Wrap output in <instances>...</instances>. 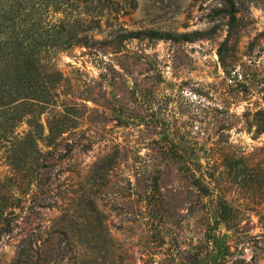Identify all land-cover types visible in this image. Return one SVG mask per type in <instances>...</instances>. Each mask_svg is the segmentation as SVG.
Wrapping results in <instances>:
<instances>
[{
	"label": "rangeland",
	"instance_id": "374dc122",
	"mask_svg": "<svg viewBox=\"0 0 264 264\" xmlns=\"http://www.w3.org/2000/svg\"><path fill=\"white\" fill-rule=\"evenodd\" d=\"M233 1L232 30L228 0L73 6L94 38L55 60L65 77L57 109L76 126L54 145L40 140L52 152L0 236V264H193L214 225L215 196L192 184L181 166L189 157L201 168L212 160L215 195L239 207L237 224L218 228L231 249L236 254L240 243L243 257L264 264V130L255 134L253 124L264 107V0ZM140 29L203 34H127ZM226 36L222 62L217 49ZM66 141L90 146L65 151ZM234 152L245 159L229 166L223 154ZM107 154L114 158L103 167Z\"/></svg>",
	"mask_w": 264,
	"mask_h": 264
},
{
	"label": "trees",
	"instance_id": "16d2710c",
	"mask_svg": "<svg viewBox=\"0 0 264 264\" xmlns=\"http://www.w3.org/2000/svg\"><path fill=\"white\" fill-rule=\"evenodd\" d=\"M84 1L93 0H0V236L12 229L17 208L25 202L43 159L52 152L50 148L43 151L40 140L47 146L54 145L59 135L76 126L68 124L65 114L57 109L62 104L58 88L65 77L55 60L62 51L76 44L91 46L93 43L94 38L88 39L90 27L79 25V14H71L73 6ZM223 10L228 17L229 30H232L238 21V7L233 0H228ZM127 34L193 40L203 31L171 33L140 29ZM227 39L226 36L217 49L222 62ZM253 118L254 133L258 134L264 130V107L255 109ZM75 144L83 149L90 146L89 141H66L63 149L69 151ZM234 153L223 154L222 160L229 166L236 164L231 158L235 161L245 159V154ZM213 154L211 151L208 159L218 158ZM113 158V154H107L99 165L107 167ZM211 161L207 160L205 168L191 157L181 163L198 190L215 196L214 215L211 210L214 225L205 231V249H199L190 259L191 263L252 264L237 248L240 243L235 245V254L229 233L218 230L220 223L227 229L237 224L239 207L224 195H217L218 172L209 167ZM242 165L247 166L243 162Z\"/></svg>",
	"mask_w": 264,
	"mask_h": 264
}]
</instances>
